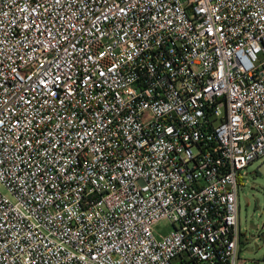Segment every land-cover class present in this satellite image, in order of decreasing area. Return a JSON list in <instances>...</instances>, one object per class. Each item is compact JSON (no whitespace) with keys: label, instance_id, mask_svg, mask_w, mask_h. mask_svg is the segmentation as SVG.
<instances>
[{"label":"built area","instance_id":"1","mask_svg":"<svg viewBox=\"0 0 264 264\" xmlns=\"http://www.w3.org/2000/svg\"><path fill=\"white\" fill-rule=\"evenodd\" d=\"M261 159L264 0H0V264L242 263Z\"/></svg>","mask_w":264,"mask_h":264},{"label":"rangeland","instance_id":"2","mask_svg":"<svg viewBox=\"0 0 264 264\" xmlns=\"http://www.w3.org/2000/svg\"><path fill=\"white\" fill-rule=\"evenodd\" d=\"M239 192V220L242 234L239 264H264V159L245 171ZM166 228L165 222L159 225Z\"/></svg>","mask_w":264,"mask_h":264},{"label":"crops","instance_id":"3","mask_svg":"<svg viewBox=\"0 0 264 264\" xmlns=\"http://www.w3.org/2000/svg\"><path fill=\"white\" fill-rule=\"evenodd\" d=\"M243 234V233H242Z\"/></svg>","mask_w":264,"mask_h":264}]
</instances>
